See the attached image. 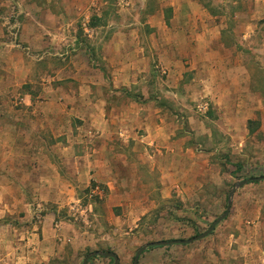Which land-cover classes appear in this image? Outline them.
<instances>
[{
  "label": "rangeland",
  "instance_id": "1",
  "mask_svg": "<svg viewBox=\"0 0 264 264\" xmlns=\"http://www.w3.org/2000/svg\"><path fill=\"white\" fill-rule=\"evenodd\" d=\"M256 178L264 0H0V238L26 264H132L228 203L138 264H217L233 233L255 243L224 264H264Z\"/></svg>",
  "mask_w": 264,
  "mask_h": 264
},
{
  "label": "crops",
  "instance_id": "2",
  "mask_svg": "<svg viewBox=\"0 0 264 264\" xmlns=\"http://www.w3.org/2000/svg\"><path fill=\"white\" fill-rule=\"evenodd\" d=\"M171 8L172 7L170 6L169 9L171 10ZM168 21L170 23V19ZM5 67L6 68H12L10 65L5 66ZM0 212H2L4 214V211H0ZM13 236L16 237V235H13ZM20 236H22V238H25V240H26V241H24L25 243H22V244L18 243L16 240H14V238L10 234L5 238L4 237L0 238V264H26L27 262H29V259L33 253V249L30 250L31 247L28 243L29 237L27 236L26 232L20 233ZM229 237L233 238L232 240L228 241L229 250L226 252L224 246H223V248L220 247L221 248V250H220L221 254L218 255V258L215 259L217 264H224L227 261L229 262L231 259H237L239 257V255L243 256V254H240L238 252V249L240 247H242V248L248 250L250 247L252 248V246H253L252 244L255 243V237L248 238L246 241L241 239L240 236H237L236 233H233V235H230ZM155 242H158V241H155ZM260 244H261V242H260ZM6 245H10V249L7 252L4 251V248L6 247ZM24 249H25V251H24ZM150 249L151 248H149V250ZM250 255L251 254L244 255L243 264H252L253 257L250 260L248 257Z\"/></svg>",
  "mask_w": 264,
  "mask_h": 264
},
{
  "label": "water",
  "instance_id": "3",
  "mask_svg": "<svg viewBox=\"0 0 264 264\" xmlns=\"http://www.w3.org/2000/svg\"><path fill=\"white\" fill-rule=\"evenodd\" d=\"M253 180L254 181H260V180H264V178H256V179H253ZM248 182H249V180L248 181H244V182H240L238 184V187L240 188V187L244 186ZM234 190H235V187L232 189L231 194H233ZM230 207H231V205H230V203H228L225 212L221 216L217 217L215 219V221L209 226V228L204 233H202L200 235H197L195 237H192L189 240H182V241H158V242H151V243H147V244L143 245L136 252L132 264H138V259H139L140 255L143 252H145L147 249H149V248L165 247V246H170V245H175V244L187 245V244H191L193 242H196V241L204 239L205 237L210 235L211 232L214 230V228L229 215ZM94 257L109 258V259L113 260L114 264H118L119 263L117 256L114 253H112V252H94V253H90L89 255H87L83 259L82 264H87L88 261L91 258H94Z\"/></svg>",
  "mask_w": 264,
  "mask_h": 264
},
{
  "label": "trees",
  "instance_id": "4",
  "mask_svg": "<svg viewBox=\"0 0 264 264\" xmlns=\"http://www.w3.org/2000/svg\"><path fill=\"white\" fill-rule=\"evenodd\" d=\"M170 10V9H169ZM166 22V25H169V21H168V19L165 21ZM249 182H255L253 179H250L249 180ZM149 250V249H148ZM111 261H113L112 259H111Z\"/></svg>",
  "mask_w": 264,
  "mask_h": 264
}]
</instances>
